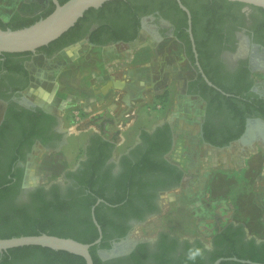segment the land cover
<instances>
[{"label":"rangeland","instance_id":"rangeland-1","mask_svg":"<svg viewBox=\"0 0 264 264\" xmlns=\"http://www.w3.org/2000/svg\"><path fill=\"white\" fill-rule=\"evenodd\" d=\"M29 5L44 10L49 0H0V17L7 19L19 7L23 10ZM30 10L37 12V9ZM162 39H168L167 43L161 44V39L146 34L133 43L94 49L92 53L97 57L90 60L93 67L82 68L75 81L82 90L79 88L76 92L60 88L68 77L62 67L45 73L48 60L41 54L32 56L29 63L31 84L25 95L58 112L62 127L69 130L67 144L59 154L44 152L30 157L25 184L36 187L62 179L67 169L74 168L85 157L88 138L94 133L95 124L99 130L102 115L98 112L106 108L105 115L112 118L119 114L117 110L127 108L124 105L132 104L131 117L136 119L131 121L132 125L127 127L124 124L119 129L111 124L106 126L107 130L119 132V138L120 135L122 138L132 135L116 146V153L134 146L139 138L138 130H152L167 121L175 133V143L168 157L184 168L185 178L182 184L161 197V210L137 224L131 237L154 238L165 231L181 239L209 242L230 222L227 212L233 205L254 216L257 239L264 238V222L261 223L260 213L254 208L255 199H261L260 193H264L263 143L256 138L249 147L246 142L234 141L217 150L224 161L214 162L215 156L209 155L210 149L200 137L204 104L188 95L183 83L195 75L194 67L181 42L170 36ZM158 48L161 51L166 49L172 56L159 64L157 72L156 69L152 72L148 63L152 62ZM74 49L75 53L58 52L52 67L70 64L77 54L80 58L91 54L86 40L74 44ZM159 75L168 80L167 84L162 81L163 86L160 84L156 88L154 84L151 89V79ZM117 97L121 99L117 101ZM225 159L229 160L228 164ZM246 233L251 235L247 230Z\"/></svg>","mask_w":264,"mask_h":264},{"label":"trees","instance_id":"trees-1","mask_svg":"<svg viewBox=\"0 0 264 264\" xmlns=\"http://www.w3.org/2000/svg\"><path fill=\"white\" fill-rule=\"evenodd\" d=\"M66 1L60 0L61 3ZM182 1L192 13L193 34L204 72L214 84L221 87L206 68L202 46L208 39L214 37L218 29L217 25L221 19H229L234 15L246 18L247 16L242 9L248 4L231 0ZM141 5L151 6L152 9L158 8L167 16L171 12L179 13L182 16L178 37L187 45V55L195 63L197 58L188 31V15L180 7L178 1L142 0ZM249 6L259 14L264 15V7ZM55 8L56 4L53 0H49L48 7L34 15H26L16 11L7 19L0 17V28L19 29L29 26L48 16ZM145 12L148 11H145V7L140 9L136 0L106 1L99 8L87 10L73 27L48 45L38 48L37 52L53 55L64 47L87 36L91 42L101 44L108 43L112 39L132 41L138 36V32L131 37L117 36L104 41H101L98 35L103 31L112 29L118 23L127 21L130 18L133 19V17L137 20V27L139 28L141 14ZM201 25L204 26V31L208 36L202 41L198 35ZM93 26H95L93 30H90ZM33 53V51L4 52L0 56L6 59L2 63L9 67L7 60L10 57ZM200 79L205 81L202 75ZM194 83L195 80L189 82L190 86ZM221 89L225 92H234L226 86L221 87ZM191 91H193L192 88H189L190 93ZM203 97L209 102V106L213 104L208 96L203 95ZM220 98L222 102L225 99L233 101L232 97L228 98L224 94H221ZM222 102L221 107L225 105ZM241 132L242 130L237 135L222 142L212 139L208 134L205 135V139L213 146H227L231 140L237 139ZM141 136L145 140L144 144L138 145L136 149L132 150L131 153L134 154L132 158L128 155L124 156L125 166L118 175H112L109 170H102L105 158L113 151L114 143L106 140L102 135L92 137L91 143L86 147L89 157L81 161L80 167L76 171L72 170L69 172V175L76 179L79 189L75 190L71 187L70 192L66 196L58 194L56 197L49 198L43 192H35L33 199L29 203H18L14 199L15 189L6 184L9 179L0 175V238L46 232L92 243L100 235L92 216V208L96 206L95 215L102 226L103 237L100 243L91 246L90 251L94 264H111L114 260L105 261L100 256L99 249L111 248V239L113 237L124 236L127 233V226L125 225L127 217H143L139 204L151 203L150 189L162 184H164L165 188L177 186L183 179L184 172L177 164L167 159L158 158L159 155L170 152L173 148V129L171 124L167 122L158 126L152 133L143 130ZM96 144L97 148L106 149L108 147L109 153L104 154V157L99 152H94L96 150L94 145ZM99 198L103 200L97 203ZM245 235L244 225L226 224L215 234L218 247L210 252L211 255L209 257H206V252L208 251L200 239L195 240V242L186 240L183 244V250L179 252V238H172L170 233L162 232L160 234L161 250L156 259L158 264H214L219 258L238 257L258 262V264H264V242L256 243L254 238L245 241ZM224 243H226L225 247H222L221 245ZM147 244L142 243L140 246L145 248ZM196 247L203 249V255L197 257L194 261L189 260V249ZM131 257L134 258L135 264H141L142 259L138 254L133 253ZM0 264H86V259L79 254L66 250H55L40 245H25L3 251L0 250ZM220 264L253 263L224 259Z\"/></svg>","mask_w":264,"mask_h":264},{"label":"flooded vegetation","instance_id":"flooded-vegetation-1","mask_svg":"<svg viewBox=\"0 0 264 264\" xmlns=\"http://www.w3.org/2000/svg\"><path fill=\"white\" fill-rule=\"evenodd\" d=\"M141 1L142 0H136L137 6L140 9L145 7V11L148 12L141 14L139 28L137 27V20L133 17V19L130 18L127 21L118 23L113 26L112 29L103 31L98 35L99 39L104 41L117 36L131 37L138 32V36L132 41L112 39L108 43L101 44L91 42L88 36L81 40H86L88 42L90 51L92 52L96 48L136 42L142 37L145 31L149 32V34L154 37L166 38L170 36L176 39L183 44L187 55L188 47L178 37L182 16L175 12H171L167 16L158 8L152 9L151 6L141 5ZM242 11L246 14V18L234 15L229 19H221L217 25L218 29L214 37L208 39L202 46L206 68L217 80L218 85L230 88L234 91L233 93L223 91L221 87L216 84H214V86L209 84L205 78L204 80L206 82L200 79L201 75L203 76L204 69L201 63L200 65L203 70L197 65V61L200 62L199 53L195 63H193L187 55L195 70V75L192 78V80H195V83L190 86L188 82L187 94L200 99L204 104L205 110L203 120L201 121L200 137L208 147L223 148L225 146H213L206 141L205 135L208 134L212 139L222 142L237 135L241 130L242 132L239 137L231 140L229 145L234 141H240L246 142L247 146L251 147V144L247 140H255L257 138L264 146V15L259 14L249 5L244 6ZM94 27L95 26L91 27L90 30H93ZM199 29V39L201 41L205 40L208 36L204 31V26L201 25ZM63 49L57 51L53 55L37 52L36 50L30 55L10 57L7 60L9 67H6V65L2 63L6 59L0 56V175L9 179L6 184L15 189L16 193L14 199L18 203H29L33 199V194L35 192H43L50 198L56 197L58 194L66 196L70 192L71 187L75 190L79 189L76 179L71 177L69 172L72 170L76 171L80 167V164L76 169H67L63 173L62 179L59 178L56 181L50 182V184L38 185L36 187L25 184L26 172L30 164L31 156L44 152L59 154L67 144L66 134L69 128L65 129L62 127L60 114L38 103L36 99L34 100L25 95L26 89L31 84L32 71L29 63L32 61V56L34 54H41L49 62L47 67L44 68L45 73L53 72L57 69L56 67H52L54 56ZM94 59L95 57L91 55L85 56L84 62H82L84 64L83 68L93 67V65L90 64V60ZM78 87L82 90L80 86ZM189 88L193 90L191 93L189 92ZM202 94L208 96L213 104L209 106V102ZM221 94H224V96L228 98L232 97L233 101L225 99V101L222 102L220 98ZM120 99L121 98L117 97L116 100L118 101ZM221 102L225 104L222 107L220 106L222 105ZM111 105L114 106L115 103H111ZM124 107L127 108L117 110L119 114L112 118L105 115L106 108L100 110L101 112L98 113L102 115V118L101 120L98 119L100 120L98 124L99 130L95 124V131L90 134L88 138L87 145L91 143V138L96 135H102L106 140L114 143V148L111 153L108 152V147L102 149L100 147L97 148V144L94 145L96 149L94 152L97 151L102 156L107 153L110 154L105 158L102 170H109L112 175H118L123 171L125 166V155L132 158L134 156V154L131 153L132 150L136 149L138 145L144 144L145 140L141 136L142 131L146 130L152 133L156 130V128L152 130L142 128L134 146L129 148L128 151L116 153V146L123 144L126 141V137L124 136L122 138V135H120L119 138V132L107 130L106 126L107 124H111V126H115L119 129L122 128L124 124H127V127L132 125L131 121L134 120L131 117L132 104H126ZM112 112L115 114L114 109ZM165 123H167V121L162 125ZM90 126L92 127V125ZM174 143L175 133L173 130V146ZM168 154L169 152L164 153L159 155L158 158L167 159L177 164L183 170V179L180 182V184H182L185 178V170L178 163L170 160ZM88 157L89 152H87L86 148L84 160ZM164 178L166 179V177ZM179 185L165 188L164 184H162L154 189H150L151 203L139 204L143 217H127L125 220L127 233L124 236L113 237L111 239V248L99 249L100 256L105 261L114 260L111 264H135L134 258L131 257L134 253L141 257V264H158L156 258L161 250L160 234L162 232L154 238H140L138 236L132 238L131 234L137 224L142 223L147 217L157 214L161 210V197L168 190L178 187ZM153 207L155 208L152 209ZM220 230L221 228L219 231ZM215 234L211 237L209 242L200 239L205 244L208 251L206 252V257H209L211 255L210 252L218 247ZM170 236L172 238L177 237L171 233ZM252 238L256 240V243L260 244L264 242V238L258 241L259 239L247 233L244 240L247 241ZM186 240L195 242L197 239L190 240L179 238V252L183 250V244ZM142 243L148 244L145 248H142L140 246ZM225 244L226 243L221 246L225 247ZM103 251H108V253L103 255L101 254ZM224 259L233 260L228 257Z\"/></svg>","mask_w":264,"mask_h":264},{"label":"water","instance_id":"water-1","mask_svg":"<svg viewBox=\"0 0 264 264\" xmlns=\"http://www.w3.org/2000/svg\"><path fill=\"white\" fill-rule=\"evenodd\" d=\"M106 1L109 0H67L61 3L60 0H53L56 4V8L48 16L39 19L37 22L22 27L19 29H2L0 28V54L4 52H26L36 51L38 48L48 45L50 42L59 38L64 32L73 27L76 22L84 16L85 12L90 8H99ZM180 7L188 15V31L193 43V49L195 55L198 58V51L195 43V37L192 27V13L182 0H177ZM240 1L248 5H255L264 7V0H231ZM197 65L201 70L200 62L197 61ZM204 78L207 82L214 86V83L208 78L206 73L203 72ZM164 122L157 124L153 129L161 126ZM84 160L81 158L79 163L72 169H76L80 162ZM103 199L99 198L98 203ZM95 208H92L93 220L99 229V237L92 243H86L79 241L72 237H62L55 234H49L46 232L40 234L13 236L9 238H0V250H8L9 248L25 246V245H40L44 247H50L55 250H66L75 254H79L86 259V264H94V259L91 254V246L101 242L103 237V229L99 223L96 215ZM260 241V240H258ZM108 251H103L101 254L105 255ZM229 259L258 264V262L251 261L249 259H240L238 257H228ZM224 258H219L214 264H219Z\"/></svg>","mask_w":264,"mask_h":264},{"label":"crops","instance_id":"crops-1","mask_svg":"<svg viewBox=\"0 0 264 264\" xmlns=\"http://www.w3.org/2000/svg\"><path fill=\"white\" fill-rule=\"evenodd\" d=\"M30 4V3H29ZM30 9H37L36 11L37 12H31L32 10ZM19 12L23 13V14H26V15H34L40 11H42L41 8H34V6H31L29 5L27 8H22L19 7L18 9ZM146 34H149V32H143V36H145ZM142 38V37H141ZM154 38H157L158 40H162L160 43L161 44H164V43H167L168 39H162V38H158V37H154ZM140 39V38H139ZM160 47V46H159ZM94 51V50H93ZM62 53H65V54H68V53H75V49H74V45H71L65 49H63L61 51ZM91 56L93 57H97L95 54H93L91 52L90 54ZM171 54L170 52H167L166 49L164 50H160V48L157 49V52H155L152 56V62L151 63H148L149 65V68L151 67L153 69L152 72H155V69L158 68L159 64L161 62H163V60L166 58V59H170L171 58ZM88 59V58H87ZM84 61V57H79L78 54H77V58L74 59L73 62H71L70 64L68 65H61V66H57L56 68L59 69L60 67H62V71L64 70L65 71V75L68 76L67 77V81L65 83H63V85L61 84L60 85V88L61 89H64V88H69V89H73V91H79V87L76 85L75 81L78 80V76L81 74L82 72V68L84 67V64L82 63ZM156 72H157V69H156ZM70 76V77H69ZM160 77H156V78H153L151 79V89H153V86L155 84L156 88L161 84H162V81H164L166 84H167V81H165V78H163L164 76L163 75H159ZM194 76H191L189 78H187L186 80H184V84H185V89H186V93H187V84L188 82H190L192 80ZM164 83V85H166ZM136 119L134 118L133 122L135 121ZM133 124V123H132ZM136 133V132H135ZM140 133V130H138L137 132V135H139ZM126 139L132 137L131 134H127L126 136ZM249 141V143L251 144V146L253 145V142L252 140H247ZM248 143V142H247ZM245 144V143H244ZM208 147V146H207ZM210 150H209V155H212V156H215V160L214 162H217V163H222V161H224V159H221V157L218 155V152L217 150L218 149H221V148H215V147H208ZM216 151V152H214ZM225 162L228 164L229 163V160L225 159ZM230 165V164H229ZM227 165V166H229ZM261 194V199H255L254 201V208L255 210L257 211V213L259 212L260 215L258 216V218L260 219V216H261V223L264 222V205L262 204V202L264 201V193H260ZM263 199V200H262ZM262 200V202H261ZM231 205V204H230ZM261 206V207H260ZM241 208L238 207V206H229L228 208V212L227 214L229 213V218H230V222L231 223H234V224H242L245 226V229L251 233V236H254L257 238V234H258V231H256V229L254 228V226H256L257 224L254 222V216L253 215H250L244 211H241L240 210ZM200 230L202 231V229L200 228ZM250 235V234H249ZM259 239V238H258ZM263 239V238H262ZM261 240V239H259Z\"/></svg>","mask_w":264,"mask_h":264},{"label":"clouds","instance_id":"clouds-1","mask_svg":"<svg viewBox=\"0 0 264 264\" xmlns=\"http://www.w3.org/2000/svg\"><path fill=\"white\" fill-rule=\"evenodd\" d=\"M203 255V249L196 247V248H190L188 252V259L189 260H195L197 257Z\"/></svg>","mask_w":264,"mask_h":264}]
</instances>
